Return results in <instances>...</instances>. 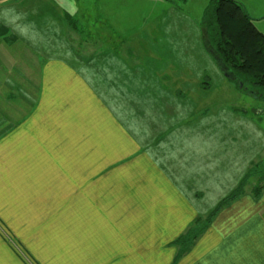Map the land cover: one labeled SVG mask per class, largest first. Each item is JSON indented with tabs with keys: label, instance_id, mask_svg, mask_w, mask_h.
I'll use <instances>...</instances> for the list:
<instances>
[{
	"label": "crops",
	"instance_id": "1",
	"mask_svg": "<svg viewBox=\"0 0 264 264\" xmlns=\"http://www.w3.org/2000/svg\"><path fill=\"white\" fill-rule=\"evenodd\" d=\"M14 10H0V264H264V219L246 191L181 245L220 163L159 106H177L169 81L128 65L136 48L104 46L105 29L87 50L64 26L74 57L48 58L33 26L50 15L21 14L16 31Z\"/></svg>",
	"mask_w": 264,
	"mask_h": 264
},
{
	"label": "rangeland",
	"instance_id": "2",
	"mask_svg": "<svg viewBox=\"0 0 264 264\" xmlns=\"http://www.w3.org/2000/svg\"><path fill=\"white\" fill-rule=\"evenodd\" d=\"M213 1L0 0V10L12 6L14 11L19 13L17 23L8 21L16 31V25H20L21 19L26 24V16L21 14L32 12V9L45 12L44 14L50 15L51 18L53 12L57 13L63 20H66L67 14L71 15L81 36L75 35L73 26L67 21H64V30L66 34L68 32L67 35L72 34V45L76 49L81 42L82 48L89 50L93 37L98 40V31L105 29V34L109 37L106 40V35L102 36L101 42L104 46L115 44L118 47L128 45V48H136L132 57L124 56L128 65L142 64L141 67L146 70L149 80H153L154 74L157 73L161 79L169 81L165 85L167 89H178L184 94L186 101L177 102V106L175 101H171L173 105L165 101V104L161 105L162 108L179 110L180 115L173 117V126L177 125L180 133L187 131V135L194 134L201 136L204 141L208 140L209 143L205 142V145L212 147L209 148L212 161L220 163V166L218 163H212L209 168V176L206 179L209 191L206 192L207 190L200 186L196 189L199 194L193 197L200 209L201 220L199 226L196 225L197 231L200 226L206 224L208 216L234 188L238 186L240 190V184L248 174L250 181L245 191L255 203L258 202L261 217L264 219V189L257 195L253 192L255 186L263 184L261 179L264 177V102L242 92L237 88L235 81L221 76L219 71L224 69L230 79L234 78L231 77L232 71L223 67L224 63L212 47H206L205 29L209 34L210 30L206 26L205 18ZM232 1L243 6L254 27L264 35V0ZM49 3L51 8H47ZM43 25L48 31L41 27ZM43 25L33 26V30L39 32L40 36L47 34L46 40L49 39L50 48L46 51V56L56 58L54 55L59 54L60 57L67 58L68 54L55 32L56 28ZM66 34L64 37L67 38ZM18 35L20 36V33ZM29 41L31 42L30 39ZM42 51L45 52V49L42 48ZM0 52L6 55L4 51ZM54 52L58 53L52 54ZM208 57L215 62L216 68ZM191 68L195 71V75L190 77L192 79L189 78L192 85L186 86L182 81L178 82V79L185 78L183 73L191 71ZM150 72L152 73L149 74ZM235 110L241 113H234ZM232 114H235L237 120L234 121L235 124L229 120L234 119L230 117ZM242 122V126H239ZM189 138L188 140H192L194 137ZM214 149L215 154L212 151ZM225 149L231 153L224 154ZM218 153L223 156L220 157ZM195 186L197 188L198 185ZM2 233L9 236L5 229H2Z\"/></svg>",
	"mask_w": 264,
	"mask_h": 264
},
{
	"label": "trees",
	"instance_id": "3",
	"mask_svg": "<svg viewBox=\"0 0 264 264\" xmlns=\"http://www.w3.org/2000/svg\"><path fill=\"white\" fill-rule=\"evenodd\" d=\"M52 16L53 18H51L50 26L56 28L55 32L57 34L60 33V31L63 33L64 21H67L78 31L76 24H74L69 14L66 15V20H63V18L60 20L58 15L54 12ZM37 21L40 22V20ZM205 23L210 30L209 34V31L205 29V37L207 39L206 45L212 47L220 61L224 63L223 67L225 66L232 71L233 75L231 77L234 78L230 79V77H225L224 74L219 71L221 76L235 81L237 88H240L242 92H246V94L264 102V35L254 27L253 21L249 18L243 6L232 0H214L207 11ZM57 25H61L62 30L59 29ZM59 40L63 44L66 54L72 57L74 54L70 49L69 41H66L62 36ZM51 45L54 46L53 44ZM56 53L58 52L52 54ZM45 54L47 53L45 52ZM55 56L60 57L59 54L54 55V57ZM209 60L215 66V62L211 58H209ZM189 82H184L182 84L186 86L192 85ZM173 92L177 95L178 102L186 101L181 91L177 90L175 92L173 89ZM168 103L172 102L168 101ZM160 104L162 105L163 101ZM234 113L241 112L235 110ZM230 117H234V119H229L230 123L235 124L234 121L237 122L235 114L230 115ZM242 124L243 122L240 123L239 126H242ZM255 170H257V168H255ZM249 177V174L246 175L244 181L240 184V190L237 186L221 203H219L217 208L208 216L207 221H212L220 210L245 195V188L250 181ZM262 182V185L255 186L253 190L255 195L260 194L264 189V177L261 179V183ZM196 224H200V222L198 221ZM195 228L189 229L188 232L181 237L180 241L184 249L190 246L198 235H200V231H197Z\"/></svg>",
	"mask_w": 264,
	"mask_h": 264
},
{
	"label": "water",
	"instance_id": "4",
	"mask_svg": "<svg viewBox=\"0 0 264 264\" xmlns=\"http://www.w3.org/2000/svg\"><path fill=\"white\" fill-rule=\"evenodd\" d=\"M205 32H206V31H205ZM204 39H205V42L207 43V39H206V37H205ZM206 47H207V45H206ZM221 72L224 74L225 77H228V78H229V76L227 75V73L225 72L224 69H223Z\"/></svg>",
	"mask_w": 264,
	"mask_h": 264
}]
</instances>
